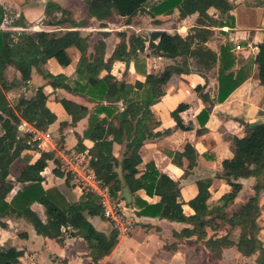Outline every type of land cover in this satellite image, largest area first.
<instances>
[{"label":"trees","instance_id":"16d2710c","mask_svg":"<svg viewBox=\"0 0 264 264\" xmlns=\"http://www.w3.org/2000/svg\"><path fill=\"white\" fill-rule=\"evenodd\" d=\"M88 14L99 21H111L115 16L132 20L138 15L157 18L162 15H173L177 10L184 16L203 18L208 26L223 28L234 27L235 17L231 15L230 0H85ZM6 9L0 4V27L6 17ZM44 22L53 27L70 24L77 27L86 20L77 22L70 10L55 2H49L45 9ZM155 19V24H161ZM223 31V30H221ZM224 33V32H222ZM108 34L105 33V37ZM8 33L0 28V226H4L3 217L14 216L26 218L36 213L32 206L38 203L43 206L45 221H31L39 235L56 239L63 243L65 232L76 236L83 232L91 240L87 246L91 262L100 264L109 256L119 243L120 233L112 228L104 232L95 227L90 216H98L108 220L100 196L85 189L78 201H71L57 186H43V171L50 160L57 164L53 173L65 178L66 185L73 189V175L61 170L59 160L54 152L41 151L33 132H21L20 126L27 122L36 129L47 130L57 120V115L47 105L48 95L44 86H39L33 94H21L13 102L7 93L18 84L6 77V71L13 67L27 72L24 81L30 80L32 68L37 70L54 88H63L79 94L94 103L92 110L68 98L60 102L72 117V124L89 116V125L84 136L78 140V149H84V138L90 139L94 145L90 149L91 165L98 181L108 187L111 194L119 197L122 191L117 172L119 158L114 147L118 139L126 143L122 166L127 184L134 196L129 207H135L139 216L159 217L169 221L185 223L188 226L173 232L176 240L196 237V241L211 252L213 258L222 260L227 249L235 247L244 257H255L257 264H264L263 226L260 223L263 206L261 194L264 192V121L248 123L243 136L233 137V158L223 161V170L218 175L230 185V191L223 194L217 202H211V180L197 182L198 193L188 200H183L180 181L172 179L161 172L151 161L140 169L143 159L141 149L145 142L163 134L171 133V129L163 132L157 130V120L152 106L166 94L165 86L174 74L197 72L206 77L211 71L218 80L215 98L211 100L202 86L200 95L209 104L198 114L203 133L210 118L213 106L225 102L251 76L257 66V78L264 88V42L256 46V55L241 62L235 52L236 45L227 41L219 45L218 50L209 45L213 33L195 31L187 35L165 30H153L149 37L138 34L127 36L126 32H118L120 41L118 50L106 58L107 43L104 39L96 42L94 51L89 52V34L79 30H67L63 33L55 31H33L18 33L13 40L7 41ZM74 47L80 53L76 71L73 75L53 74L45 69L49 59L54 58L60 65L67 67L73 62L70 49ZM146 57H163L171 60L160 72H149ZM134 61L138 73L145 80L128 82L125 77L118 78L112 73L115 61L125 63ZM104 73V74H103ZM84 109V110H83ZM189 109L188 103H180L173 111L172 117L176 127L184 131L195 129L193 121L188 124L182 113ZM65 123H62V126ZM41 151L40 157L32 161L30 151ZM184 156L190 159L189 168L194 165L196 153L188 144L182 152L173 155V161L182 165ZM239 163L236 170L231 171L233 163ZM187 173V172H186ZM255 178L254 194L241 204L237 211L228 215L226 209L234 203L243 189L240 179ZM18 189L12 197L13 190ZM145 189L149 196H159L160 201L150 203L137 191ZM188 204L193 214H186L183 205ZM231 229H240L238 240L231 234L221 236L209 235L208 230H220L222 223ZM177 242L166 245L167 249H176ZM23 250L15 247L0 246V264H19Z\"/></svg>","mask_w":264,"mask_h":264},{"label":"crops","instance_id":"0c3cea01","mask_svg":"<svg viewBox=\"0 0 264 264\" xmlns=\"http://www.w3.org/2000/svg\"><path fill=\"white\" fill-rule=\"evenodd\" d=\"M230 1L232 4L231 15L235 17L234 27L226 26L223 28H218L214 26H209V28L213 27L216 30H219L221 33L223 31L224 33L229 32L230 39L227 41H232L235 43V52L237 53L240 61L245 62L246 60L255 57L257 44L264 42V0ZM49 2H55L63 8L70 10V12L72 13V17L77 22L86 20L85 24H80L77 27H73L70 24H66V27H59L60 30L67 31L75 29L79 30L83 34H89L90 53L94 51L95 47V45L91 46V38L99 35V39H104L107 43L106 58L110 57L113 54L115 48L113 46H110L109 38H113L115 36L117 37L118 32L121 31L117 30L116 32L114 28L110 27L111 22H113L112 20L99 21L94 17H90L88 14V5L85 0H0V4L6 9L7 12L5 20L0 28L9 29V27H7V17L9 14L8 11L10 9H16V11L14 10L15 14L18 16L22 15L28 22L32 23L37 19L42 20L45 17V9ZM141 16H146L149 18L150 31L165 30L172 33L178 32L182 35H187L183 34V31H185L191 26H194L197 22H201L199 20L201 18L187 16L189 25L180 26V24L177 23V20L179 17H182V14H180V11L177 10V12L173 15H162L158 16L157 18H151L147 15H138L133 18V22L128 23L129 27L141 30V24H136L135 22V19L139 18L138 20H140ZM117 17L118 16H115L114 18ZM155 19L161 20V24H155ZM168 19H170V21L166 22ZM172 23H175V25L178 24L176 25V29L173 28V26H170V28H168L169 26L167 25H171ZM43 25L51 27V25H48L46 23ZM178 27H181V29H178ZM32 29H40V26L38 24H34ZM45 30L51 31L50 28ZM105 33L108 34L106 37ZM227 41L222 43H226ZM210 42L211 41H209V45L213 49L218 50L219 46L213 47ZM248 46H251V53L245 57L241 56L239 52H243V50ZM70 53L73 58V62L71 63V65L64 67L60 65L54 58H52L49 59L48 62L45 64V69L55 75L60 73L68 76L73 75L76 71V67L80 59V53L74 47L70 49ZM151 58L166 59L163 57H146L147 69L149 72H153L151 71V65L149 63V60ZM11 71H14V73L16 74V78L13 79V81L11 82L17 84L22 82L24 83L20 86L23 89V92L21 94H33L39 86H44V90L48 95L47 105L52 111L56 113L57 120L53 124H51L47 130L44 131L38 130L28 123L24 127H20V130L21 132H25L27 130L33 132V139L38 141V147L40 148V150L54 152L55 157L60 162L59 167L61 170H63L60 157L61 149L74 147L78 148V140L80 137L84 136V132L89 125V116L81 119L75 124H72V117L67 113V111L61 104L60 99L64 97L71 99L84 106L85 109L87 107L90 111L92 110L94 103L90 102L89 99L82 97L79 94L69 92L63 88L54 89L49 84L48 79L44 78V76L37 70V68H32V70L30 71V80L28 83L24 82L26 80L23 76L26 75L27 72H21L20 70H16L13 67H9L6 71V77L10 74ZM112 73L118 78H122L124 76L125 79L130 83H134L136 80H145V76L137 72L133 60H131V62H129L128 64L123 61H115L112 67ZM207 78L208 84H206ZM201 83L202 86L206 84V88L204 89V91L208 92L211 100L214 99L217 91L218 80L212 71L208 73L206 77L197 72H192L189 74H174L171 77V79L165 86L166 94L162 96L158 103L152 106V110L157 120L160 121V125L158 126L157 130L163 132L165 129H171L172 131L169 134H163L160 137L147 140L141 149L143 162L139 166V168L145 169V165L148 162L153 161L161 172L167 174L174 180L180 181L183 200L186 202L198 193L197 182L200 180L212 181L213 179H220L228 187L223 192V194L230 191V185L226 182L225 179L219 178L218 175L223 170V161L225 159L233 158V137L243 136L246 124L264 121V88L260 85L259 79L257 78V66H255L252 72V76L245 83H243L225 102L216 103L213 106L210 118L205 125L207 129L203 133L198 134L197 129L201 128L202 126L197 116L209 104V102H205L200 95V92L202 90ZM15 88L17 87H14L9 92H14ZM21 94H18L17 96L19 97ZM182 102L189 104V109L183 112L182 116L186 124H188L190 121H193L195 126V129L193 130L184 131L182 129L177 128L176 122L172 117L173 111ZM231 103L241 106L246 104L247 109L246 111L243 110L240 112L239 110L233 109L234 107L230 106ZM254 111L255 116L252 115ZM216 116H218L222 120L221 136L223 137V141L228 144V154L223 156L222 163L218 167L212 168L208 166H201V162L203 159L202 156L206 152L205 150H201L199 141L200 139H204L205 137H207L208 134L211 133V123L213 122ZM62 123H65V125L62 126ZM1 133L2 130L0 128V134ZM180 133L186 136L190 135L189 139H192V142L188 141L181 147L179 145L174 146L172 148L160 147L161 153L158 151V149H155V147L157 146V142H159L160 140L169 139ZM83 143L84 148L89 150L94 145L93 141L86 138H84ZM188 144L192 145L196 153V158L194 159V165L192 168L188 167L190 159L186 156H184L180 160L182 162V165H179L175 163V161H173V155L176 152H182ZM41 151H30L33 155V162L40 157ZM114 152L115 155L119 158V164H122L124 154L126 153V143H122V140L118 139L115 143ZM147 153L149 154V156H147ZM209 159H213V156H209ZM56 165L57 164L54 160H50L48 162L47 168L42 173V175L44 176L43 186L45 188L57 186L67 195V197L71 201H78L84 193L85 189H83L81 184L76 182L74 178L73 180L75 185L73 189L69 188L65 183V178L58 177L53 173V169L56 167ZM239 181L243 184V189L241 190L234 202L238 201L241 193L245 190L247 184L249 183H251V193L248 195L246 200L255 193L253 189V186L256 182L255 178L251 177L247 179H240ZM17 189L18 186H16V188L13 190L10 197H12V195L16 193ZM210 191L212 193V197L210 200L211 202H217L219 198L223 195L221 194V196L214 200L212 182ZM72 193L74 194L73 199L71 196ZM137 194L150 203L160 201L159 196L155 195L151 197L147 194L145 189L138 190ZM262 194L261 205L263 206ZM246 200H244L242 203H244ZM117 201L121 203V206L123 208L126 209L129 218L134 220L136 222V225L134 226V223H132L131 228L127 232L120 234L118 245L115 247V249L109 256H106L103 260H101L100 264H120V262L124 260L127 262H133L131 260V255L135 258L137 262H139L135 254L137 249H140V245L142 243H145L146 239L144 237L148 235V232L146 231L141 232L144 230L143 227H151V230L162 228V232H165V234L168 233L174 237L173 232L175 230L180 231L184 227L188 226L185 223L169 221L167 219H161L159 217L154 218L147 216H139L137 214V209L135 207H129V204H127L125 200L119 199L118 197ZM32 209L33 212L36 213V215L33 214L26 218L7 216L1 219L5 225L0 226V246L15 247L18 250H23L24 254L22 255V257H20L19 264H88L91 262V258L88 256L87 252V246H89L91 240L88 239L83 232H77L76 236H71L68 234V232H65V238L63 243L56 239H50L48 237L39 235L35 230L31 218H34L38 222L39 220L45 221L46 215L43 206L38 203H35L32 206ZM183 209L184 212L188 215L194 213V210L188 204H184ZM94 217L98 216L89 217L92 223ZM95 227L104 232H109L111 230L109 226V221L103 220L101 218L98 223V226ZM15 230L19 232L15 233ZM209 231L210 230H208V232ZM127 236L131 237L129 238ZM183 239H196V237ZM180 240L175 239L177 245ZM125 246H127L128 251L123 249V247ZM164 248H166V243L164 244ZM119 250L123 252L121 254L115 255L116 252H118Z\"/></svg>","mask_w":264,"mask_h":264},{"label":"rangeland","instance_id":"374dc122","mask_svg":"<svg viewBox=\"0 0 264 264\" xmlns=\"http://www.w3.org/2000/svg\"><path fill=\"white\" fill-rule=\"evenodd\" d=\"M16 9H10L8 11V23L7 27L9 29H4L8 33V37L6 38L7 41L13 40L15 36L18 33L22 32H33V31H43L45 29H51V31H54L58 34L66 32L65 30H60L59 27H53V26H45L44 18L37 19L34 22H28L25 20V17L18 16L15 14ZM180 14H184L182 11H180ZM139 18L135 19L136 24H141V30L133 27H129L128 23H131L134 21H127L126 19L122 18H114L111 22L110 27L114 28V30L117 32V30H120L121 32H126L127 36L130 37L131 35L138 34L140 36H146L147 38L149 37L150 34V26H149V18L146 16H141V19L138 20ZM201 22H197L194 26L189 27L185 31H183V34H188L192 33L195 31H211L213 32V37L210 39V44L213 47H218L220 43L225 42L230 39L229 32L221 33L219 30H216L213 27H210L207 25L205 20L203 18L199 19ZM170 21L168 19L166 22ZM198 21V19H197ZM177 23L180 24V26H185L189 25V21L187 19V16L182 15V17H179L177 20ZM34 24H38L40 26V29H32ZM176 24V25H178ZM175 23H172L171 25L168 24V28L170 26L173 28H177ZM70 26V25H67ZM63 27H66L64 25ZM60 27V28H63ZM178 29H181V27H178ZM174 31V30H173ZM224 32V31H223ZM100 36L97 35L93 38H91V46H94L96 42L99 39ZM226 38V39H225ZM120 41L119 36H115L113 38H109V43L110 46H113L115 50H118V43ZM241 51V50H239ZM237 51V52H239ZM251 53V46H248L243 50V52H239V54L243 57L249 55ZM149 63L151 65V71L153 72H160L165 68V66L168 63H171V60L167 59H158V58H151L149 60ZM123 72V71H122ZM127 72V71H126ZM125 74V71H124ZM16 74L14 71H11L9 75H7L8 80L13 81L15 79ZM129 77V75H128ZM45 78V77H44ZM22 83H18L15 88L14 92H8L7 96L13 102V100L18 97V94H21L23 92V89L21 86ZM201 89H202V83H201ZM230 106L234 107L233 109L239 110L240 112L245 110L246 111V104L244 105H236L234 103H231ZM255 111L252 113L254 115ZM255 116V115H254ZM262 118V117H261ZM221 123L222 120L218 116L215 117L213 122L211 123V133L207 135L204 139H200V148L201 150H205V154L202 156V162L201 166H208V167H218L223 160V156L228 154L227 153V148L228 144L223 141V137L221 136ZM190 135H183V134H178L175 135L174 137H171L166 140H160L157 142V146L155 149H158L160 151V147H168L172 148L174 146H183L186 144L188 141L192 142V139H189ZM194 140V138H193ZM61 143V141H60ZM147 156L149 154L147 153ZM209 156H213V159H209ZM239 166V163H233L230 166V170H235ZM73 180V179H72ZM74 182V180H73ZM212 190L214 191V200H216L223 192L228 188L224 182L220 179H213L212 181ZM251 193V183L247 184L245 190L241 193L238 201L232 203L227 209L226 212L228 215H231L234 211H237L242 204L244 200L248 197V195ZM72 199L74 198V194L72 193ZM124 202V201H123ZM125 203V202H124ZM126 204V203H125ZM262 204L264 208V192L262 194ZM132 223H134V226L136 225V222L132 219H130ZM100 221L99 217H94L93 223L95 226H98V223ZM109 221V226L110 228H114L112 222L110 219ZM260 223L263 226V235L262 238L264 240V210L262 212V215L260 217ZM143 231L141 232H148V235L144 237L145 243H142L140 246V249H137L135 256L138 258L137 262L135 258L131 255V260L133 262H127V261H122L120 264H257L255 261V257H244L242 256L235 247L229 248L225 251L223 259L222 260H217L213 258L212 254L210 251H208L203 243L196 241V239H182L178 242L177 248L175 250H170L167 248H164V244L170 245L173 242H175V239L173 236L165 232H162L161 229H153L151 227L145 228L143 227ZM147 229V230H145ZM20 230V229H19ZM19 231L15 230V233H18ZM230 233L231 237L234 240H238L239 235H240V229H231V227L224 222L222 223L221 229L220 230H210L209 235H223L225 233ZM132 234V233H130ZM142 236V235H141ZM140 236V237H141ZM129 237V236H127ZM131 237V236H130ZM129 237V238H130ZM142 238V237H141ZM126 245V244H125ZM124 250L128 251L127 246L123 247ZM123 251H118L116 252L115 255L121 254ZM129 260V261H131ZM135 262V263H134Z\"/></svg>","mask_w":264,"mask_h":264},{"label":"built area","instance_id":"2783aa9c","mask_svg":"<svg viewBox=\"0 0 264 264\" xmlns=\"http://www.w3.org/2000/svg\"><path fill=\"white\" fill-rule=\"evenodd\" d=\"M27 125L24 122L20 127ZM62 168L70 172L76 182L83 189H88L100 196V202L104 207L106 216L110 219L114 229L120 234L127 232L132 222L125 208L119 203L118 197L111 194L108 187L103 186L97 179L91 165L92 155L89 149L64 148L60 152Z\"/></svg>","mask_w":264,"mask_h":264},{"label":"water","instance_id":"95a60500","mask_svg":"<svg viewBox=\"0 0 264 264\" xmlns=\"http://www.w3.org/2000/svg\"><path fill=\"white\" fill-rule=\"evenodd\" d=\"M117 172L119 174V179L121 181V186H122V191L119 194V199L125 200L127 204H132L134 197L125 179V176L123 173V166L121 163L119 164L117 168Z\"/></svg>","mask_w":264,"mask_h":264}]
</instances>
